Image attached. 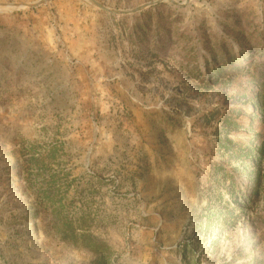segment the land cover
I'll list each match as a JSON object with an SVG mask.
<instances>
[{
    "label": "rangeland",
    "instance_id": "rangeland-1",
    "mask_svg": "<svg viewBox=\"0 0 264 264\" xmlns=\"http://www.w3.org/2000/svg\"><path fill=\"white\" fill-rule=\"evenodd\" d=\"M0 264H264V0H0Z\"/></svg>",
    "mask_w": 264,
    "mask_h": 264
},
{
    "label": "trees",
    "instance_id": "trees-1",
    "mask_svg": "<svg viewBox=\"0 0 264 264\" xmlns=\"http://www.w3.org/2000/svg\"><path fill=\"white\" fill-rule=\"evenodd\" d=\"M78 229H82L83 232L79 233ZM63 235L65 240H68L75 245H84L86 247H91L95 252H98L102 249V252H105L109 249V247H107V243L103 239L99 238L97 235L90 232L86 228H76L73 226H69L65 231H63Z\"/></svg>",
    "mask_w": 264,
    "mask_h": 264
}]
</instances>
